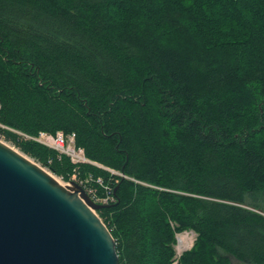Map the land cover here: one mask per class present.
<instances>
[{"label":"trees","instance_id":"1","mask_svg":"<svg viewBox=\"0 0 264 264\" xmlns=\"http://www.w3.org/2000/svg\"><path fill=\"white\" fill-rule=\"evenodd\" d=\"M0 104L6 141L110 187L120 264L187 230L175 264H264V0H0ZM60 131L90 162L30 138Z\"/></svg>","mask_w":264,"mask_h":264},{"label":"water","instance_id":"2","mask_svg":"<svg viewBox=\"0 0 264 264\" xmlns=\"http://www.w3.org/2000/svg\"><path fill=\"white\" fill-rule=\"evenodd\" d=\"M103 207L0 139V264H120Z\"/></svg>","mask_w":264,"mask_h":264},{"label":"built area","instance_id":"3","mask_svg":"<svg viewBox=\"0 0 264 264\" xmlns=\"http://www.w3.org/2000/svg\"><path fill=\"white\" fill-rule=\"evenodd\" d=\"M1 108V104H0ZM32 140L39 142L45 146H49L56 150L60 155L65 154L71 156V160L74 163H82L88 162L89 160L85 157L84 150L82 148L76 147V134H64L63 132H58L56 135H52L47 132H40V134L36 137H30ZM90 162V161H89ZM115 173V172H113ZM75 180H77L76 176H73ZM91 182H93V177L89 176L84 180H80L79 184L85 188L91 199L97 204H110L115 201V197L113 196L112 190L110 187L105 186V194L100 196L96 188L91 186ZM98 183L103 186V180L98 179Z\"/></svg>","mask_w":264,"mask_h":264},{"label":"rangeland","instance_id":"4","mask_svg":"<svg viewBox=\"0 0 264 264\" xmlns=\"http://www.w3.org/2000/svg\"><path fill=\"white\" fill-rule=\"evenodd\" d=\"M33 138V137H32ZM0 139L3 140L4 142H6L7 144H9L10 146L14 147L15 149H17L18 151H20L16 146H14L12 143L8 142L5 140V138L3 136H0ZM49 147V146H47ZM51 148V147H49ZM53 149V148H52ZM21 152V151H20ZM23 153V152H22ZM68 156V155H67ZM71 157V156H69ZM34 160V159H33ZM35 161V160H34ZM36 162V161H35ZM89 162V161H88ZM38 163V162H36ZM39 164V163H38ZM41 165V164H39ZM42 166V165H41ZM43 167V166H42ZM44 169H46L48 172H50L58 181H60L62 184L64 185H67L70 183V181H65L63 180V178L55 175L54 173H52L48 168H45L43 167ZM112 173L115 172L113 170H110ZM114 174H118L117 172H115ZM121 175V174H120ZM72 181H75L79 184V181L78 180H75L74 178H72ZM180 237H184L186 242H183V243H180L179 244V238ZM176 238H177V241L174 245V249H175V256H174V264L177 263L179 261V259L181 258V256L183 255L184 252L190 250L194 243H195V240L197 238V234L194 232V231H191V230H187V231H183V232H178L176 233ZM232 263L233 264H243L239 261H237L236 259L232 258Z\"/></svg>","mask_w":264,"mask_h":264},{"label":"bare ground","instance_id":"5","mask_svg":"<svg viewBox=\"0 0 264 264\" xmlns=\"http://www.w3.org/2000/svg\"><path fill=\"white\" fill-rule=\"evenodd\" d=\"M183 242H186L185 238H184V237H180V238H179V244H180V243H183Z\"/></svg>","mask_w":264,"mask_h":264}]
</instances>
